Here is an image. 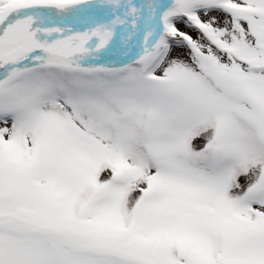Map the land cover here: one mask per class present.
<instances>
[{"label":"snow or ice","instance_id":"obj_1","mask_svg":"<svg viewBox=\"0 0 264 264\" xmlns=\"http://www.w3.org/2000/svg\"><path fill=\"white\" fill-rule=\"evenodd\" d=\"M0 264H264V0H0Z\"/></svg>","mask_w":264,"mask_h":264},{"label":"rangeland","instance_id":"obj_2","mask_svg":"<svg viewBox=\"0 0 264 264\" xmlns=\"http://www.w3.org/2000/svg\"><path fill=\"white\" fill-rule=\"evenodd\" d=\"M182 27V26H181Z\"/></svg>","mask_w":264,"mask_h":264}]
</instances>
